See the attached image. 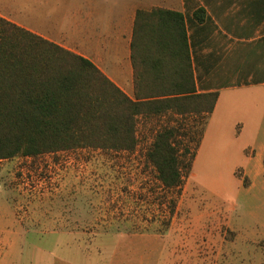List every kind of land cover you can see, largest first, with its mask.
I'll use <instances>...</instances> for the list:
<instances>
[{
	"label": "rangeland",
	"instance_id": "rangeland-1",
	"mask_svg": "<svg viewBox=\"0 0 264 264\" xmlns=\"http://www.w3.org/2000/svg\"><path fill=\"white\" fill-rule=\"evenodd\" d=\"M201 116L140 118L132 151L86 148L0 160V229L20 233L0 235V256L11 264L57 262L68 255L66 239L96 262L216 264L217 240L239 193L232 174L239 154L208 144L175 189L161 184L147 160L157 132L173 127L178 155L188 161L187 150L195 154L200 143ZM61 196L69 198L66 220L54 219L55 204L48 206L52 219L40 218L36 202ZM61 226L79 233L60 236ZM224 256L231 257L226 244Z\"/></svg>",
	"mask_w": 264,
	"mask_h": 264
},
{
	"label": "crops",
	"instance_id": "crops-1",
	"mask_svg": "<svg viewBox=\"0 0 264 264\" xmlns=\"http://www.w3.org/2000/svg\"><path fill=\"white\" fill-rule=\"evenodd\" d=\"M154 9L183 15L197 94L218 95L213 112L200 117L194 163L208 144L229 145L240 156L232 170L239 193L217 240L216 264H264V0H0L1 18L90 61L132 100L137 16ZM200 9L206 13L203 22L195 17ZM67 198H43L35 209L49 220L44 208L55 204L54 219L66 220ZM65 228L56 227L55 233H79ZM3 234L20 233L0 229ZM62 244L67 256L40 264H110L83 257L66 239ZM225 244L231 259L224 256ZM0 264L11 262L0 256Z\"/></svg>",
	"mask_w": 264,
	"mask_h": 264
},
{
	"label": "trees",
	"instance_id": "trees-1",
	"mask_svg": "<svg viewBox=\"0 0 264 264\" xmlns=\"http://www.w3.org/2000/svg\"><path fill=\"white\" fill-rule=\"evenodd\" d=\"M195 17L203 22L205 10ZM132 60L136 100L90 61L0 17V160L86 148L132 151L140 118L213 112L218 95L197 94L182 14L140 11ZM177 134L160 129L147 155L167 189L181 186L196 157L187 150L190 159L181 160Z\"/></svg>",
	"mask_w": 264,
	"mask_h": 264
},
{
	"label": "flooded vegetation",
	"instance_id": "flooded-vegetation-1",
	"mask_svg": "<svg viewBox=\"0 0 264 264\" xmlns=\"http://www.w3.org/2000/svg\"><path fill=\"white\" fill-rule=\"evenodd\" d=\"M44 210H45V211L47 210V211H46V212H47V214H49V213H50L49 211H53V209H52L51 207L49 208L48 206H47V207H45V208H44Z\"/></svg>",
	"mask_w": 264,
	"mask_h": 264
}]
</instances>
